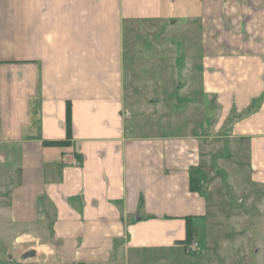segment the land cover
Returning <instances> with one entry per match:
<instances>
[{
  "label": "crops",
  "instance_id": "obj_1",
  "mask_svg": "<svg viewBox=\"0 0 264 264\" xmlns=\"http://www.w3.org/2000/svg\"><path fill=\"white\" fill-rule=\"evenodd\" d=\"M178 20L184 85L128 98ZM0 264H264V0H0Z\"/></svg>",
  "mask_w": 264,
  "mask_h": 264
},
{
  "label": "rangeland",
  "instance_id": "obj_2",
  "mask_svg": "<svg viewBox=\"0 0 264 264\" xmlns=\"http://www.w3.org/2000/svg\"><path fill=\"white\" fill-rule=\"evenodd\" d=\"M185 20H178L177 24L173 26L167 21L166 26L164 27V31L162 35L154 36L153 38V32L158 31L161 28V25L158 23L151 24L150 27V33L148 35V31L146 29H143V33H134L132 36L131 34H126L127 44H126V59L128 62V58L130 55V47L137 49V55L135 60V66H128L126 68V83H127V95L129 98V95L136 94L139 96L142 101L145 98H148L149 96L152 97L156 94H163V96H167L169 98V92L171 91L173 87L174 81H179L180 85H184L182 83L183 81V69L184 65L182 64V61L184 57L187 54V50L185 49V45L188 39L187 33L185 31ZM163 26V24H162ZM136 31V30H135ZM134 31V32H135ZM169 32V33H168ZM186 41V42H185ZM129 42L131 43L129 45ZM160 43V47L163 46V52L161 55V49L159 50L160 55L162 58H169V50H175L177 49L178 44V59L179 63L174 65V63L171 61L166 62L163 61L162 65L160 64V59L157 56V52L153 53L155 51V44L158 45ZM194 48H196V43H194ZM167 53V54H166ZM195 54L197 53L194 52ZM161 65V66H160ZM173 93V96H178V90ZM178 93V94H177ZM179 97V96H178ZM183 97V96H181ZM180 98V97H179ZM156 99V98H155ZM167 99V98H165ZM183 126L177 127L180 130ZM171 127H165V128H141L138 129V132L140 135H156V134H165L169 133ZM165 130V131H164ZM173 131V128H172ZM165 132V133H164ZM247 173H242L241 182L245 183L247 181ZM220 191V189H219ZM240 195L237 192L230 194L231 204H238ZM230 201V200H228ZM193 242L187 244V249L190 244ZM188 253H190L188 251Z\"/></svg>",
  "mask_w": 264,
  "mask_h": 264
},
{
  "label": "trees",
  "instance_id": "obj_3",
  "mask_svg": "<svg viewBox=\"0 0 264 264\" xmlns=\"http://www.w3.org/2000/svg\"><path fill=\"white\" fill-rule=\"evenodd\" d=\"M67 125H68L69 137H70V131H71V111H70V109L68 110ZM192 239L193 238H192L191 225L189 223L188 224V237H187V242L191 243L192 242Z\"/></svg>",
  "mask_w": 264,
  "mask_h": 264
},
{
  "label": "built area",
  "instance_id": "obj_4",
  "mask_svg": "<svg viewBox=\"0 0 264 264\" xmlns=\"http://www.w3.org/2000/svg\"><path fill=\"white\" fill-rule=\"evenodd\" d=\"M198 249H199V245H198V243H197V242H193L192 244H190V245L188 246L187 251H189L190 253H193V252L198 251Z\"/></svg>",
  "mask_w": 264,
  "mask_h": 264
},
{
  "label": "water",
  "instance_id": "obj_5",
  "mask_svg": "<svg viewBox=\"0 0 264 264\" xmlns=\"http://www.w3.org/2000/svg\"><path fill=\"white\" fill-rule=\"evenodd\" d=\"M35 256V252L31 251L24 255L23 259H28Z\"/></svg>",
  "mask_w": 264,
  "mask_h": 264
}]
</instances>
